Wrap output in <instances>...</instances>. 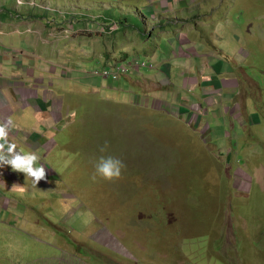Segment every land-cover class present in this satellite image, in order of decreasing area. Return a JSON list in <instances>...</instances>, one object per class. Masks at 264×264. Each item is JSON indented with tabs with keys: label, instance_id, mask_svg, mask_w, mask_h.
Returning <instances> with one entry per match:
<instances>
[{
	"label": "rangeland",
	"instance_id": "1",
	"mask_svg": "<svg viewBox=\"0 0 264 264\" xmlns=\"http://www.w3.org/2000/svg\"><path fill=\"white\" fill-rule=\"evenodd\" d=\"M47 4H30L31 17L19 12L20 17L47 22L50 28L67 17L85 27L92 23L77 17L81 12L71 0ZM201 8L191 31L198 57L192 52L181 67L177 52L187 43L169 44L162 35L135 46L120 62L130 72L118 81L92 75L116 60L107 65L99 55L88 58L80 49L56 60L71 67L69 72H79L63 84L65 73L59 70L55 81L56 90L61 84L72 89L63 96L70 109L57 145L63 147L45 157L51 170L45 168L46 179L36 188L22 173L11 169L7 175L15 174L14 180L1 173L10 203L0 210V264H264V0H209ZM97 28L79 32L105 34ZM4 31L0 46L29 50L25 40L35 35L21 36L8 26ZM201 52L215 59L205 55L203 61ZM125 53L130 52L119 50L114 58ZM138 59L155 62L157 70H135L131 64ZM213 63H220V71L208 77L231 97L220 94L223 104L217 109L226 116L209 106L201 117L207 126L203 133L200 119L188 115V108L193 104L192 111L201 112L212 100L202 97L205 87L188 86L186 79L201 78ZM186 68L190 72L183 76ZM161 70L168 74L157 79ZM217 73L234 87L225 89ZM144 76L171 83L156 89L152 82V91L145 92L136 85ZM157 91L186 117L145 107ZM233 109L230 117L227 111ZM101 156L123 161L119 180L93 179ZM214 236L220 239L218 248L208 249ZM220 255L226 263L219 262Z\"/></svg>",
	"mask_w": 264,
	"mask_h": 264
},
{
	"label": "crops",
	"instance_id": "2",
	"mask_svg": "<svg viewBox=\"0 0 264 264\" xmlns=\"http://www.w3.org/2000/svg\"><path fill=\"white\" fill-rule=\"evenodd\" d=\"M21 1L23 2V0ZM43 1V3H38L37 0H24L23 3H20V0H0V32L2 35L6 34L4 29L7 26L21 36L25 34L35 35L28 36L27 41L25 40V43L29 42V50L16 48V45H13L12 48L0 46V120L11 118L15 127L10 131V140L26 151L35 152L40 157V164L51 170L50 166L45 164L44 159L54 150L63 147L57 146L59 135L68 127L70 114V109L66 108L68 107L67 101L63 96L72 89L67 91L62 86L69 79L77 77L79 73L77 70L69 72L71 67L68 70L62 61L58 65L56 60L60 61L63 55L72 56L71 53H76L80 49L88 58H96L99 55L106 61L107 65H112L111 61L113 60L127 59L131 53H134L132 50L135 51L136 45L146 46L156 35H162L169 38V44L176 45L177 41L182 45L187 43V46H183L177 52L176 59L181 67L184 65L183 59L187 60L191 57L192 52L198 57L197 50L191 47L192 45L194 47L196 43L191 40V31L195 28L192 19L196 18L197 20L198 13L202 11L201 7L209 0H71L73 9L81 12L80 17L77 13L79 19H92L90 21L92 23L86 27L81 26V20L74 19L69 22V17L65 19V23L56 22V26L51 28L47 22L32 21L30 18L20 17L19 12L31 17L33 10L30 4L48 7V0ZM84 5L88 6L87 10ZM64 8L67 7L64 6ZM97 14L101 15L99 19H96ZM129 16L132 17L131 20L125 18ZM124 18L126 24H119L120 26H117V30L113 33H99L100 35H97L89 32V36L80 35L81 27L84 29L98 27L104 30L105 24L109 27L110 24L121 23ZM7 22H9L8 25ZM123 34L126 36L124 41L120 38L121 35L123 37ZM65 41H68L69 46H64V48L63 43ZM86 44L89 50L85 48ZM91 47L95 48V53H92ZM125 49H128L130 53H125L120 58H114V54ZM121 53L123 55V52ZM157 53L159 51L155 55ZM200 55L203 61H205V55H208L207 60L215 59L209 53L201 52ZM69 56L65 59H70ZM40 62L46 65L42 67ZM166 68L171 69L169 64H166ZM220 68V63H213L212 66L207 64L206 72L201 78L186 79L188 86L195 84L205 87L206 90L203 91L202 97H209L212 100L210 103L205 102L206 108L201 112L199 110L192 111L193 104L188 108L191 112L188 115H197L200 119V128L203 129V133L207 131L206 123H203V119L201 121L204 113H208L212 108L217 109L219 105L223 104L220 94L231 97L229 93L219 91L216 87L220 84L217 81L213 82L211 77H208L214 76L215 72L220 71ZM59 70H63L65 76L60 77L63 84L57 86L56 90L54 86L55 81L59 78L57 77ZM185 70L183 76H186L188 71L190 72L187 68ZM212 70L214 72L210 73ZM165 74L168 73L161 70L160 73H157V79L160 76H165ZM217 75L224 78L221 73H217ZM226 79L222 86L225 89L228 85L231 88L234 87L232 81ZM152 82H154L153 85L156 89L171 83L167 79L162 83H156V80L144 76V78L136 81V85L147 92L152 91L148 85ZM227 91L230 90L227 89ZM154 95L156 96L154 102L151 104V100H146L145 107H150L157 112L167 111L170 115L185 114L179 110L177 112L175 109H178L179 106H171L158 91ZM215 113L226 116L218 109L215 110ZM227 113H230L229 116L231 117L234 114V109L231 112L227 111ZM233 117L236 118L234 120H237L236 114ZM193 121H196L194 116ZM57 127H60L61 130H57ZM10 172V166L0 168V175L6 173V175H2L3 179L6 177L14 180L15 174H11L13 177L7 175ZM2 178L0 177V187L4 188L3 185L7 183ZM0 192V210H2L8 207L9 199L1 189ZM1 195L5 196L4 201Z\"/></svg>",
	"mask_w": 264,
	"mask_h": 264
},
{
	"label": "clouds",
	"instance_id": "3",
	"mask_svg": "<svg viewBox=\"0 0 264 264\" xmlns=\"http://www.w3.org/2000/svg\"><path fill=\"white\" fill-rule=\"evenodd\" d=\"M119 24L121 23H114L113 25L110 24L109 27L105 24V29L103 30V32L105 34L113 33L117 30V26H120ZM123 60L124 59H121L117 61L114 66L106 68H125L126 72L123 73L118 80H120L123 76H127L130 72L127 67L120 65V62ZM144 63L152 64L154 67L151 68L143 66ZM131 66L137 71H139V68H149L152 70H156L155 62L141 61V59L136 60L134 63L131 64ZM93 73L92 75L95 76ZM136 101L139 104L138 99ZM14 127L15 123L11 118H8L6 120H0V168L10 166L13 172L24 174L26 181H31L32 186L36 188V185L39 184L40 181L46 179V169L42 164L39 163L40 157L35 152L26 151L20 148L17 143L10 140V131ZM106 149L107 144H105V146L102 147L100 151L104 152L106 151ZM125 167V164L119 158H115L113 156H101L95 164V172L93 175V179L95 180L97 177H99L107 182L117 181L121 178L122 171ZM18 186L19 185H14L12 189ZM0 189L6 195L7 199H9L6 192L3 191L4 188L0 187ZM21 190H23L22 187ZM104 257L109 259V257H107L106 255Z\"/></svg>",
	"mask_w": 264,
	"mask_h": 264
},
{
	"label": "built area",
	"instance_id": "4",
	"mask_svg": "<svg viewBox=\"0 0 264 264\" xmlns=\"http://www.w3.org/2000/svg\"><path fill=\"white\" fill-rule=\"evenodd\" d=\"M143 66L151 67L153 68L154 66L152 64L144 63ZM126 72L125 68L118 67L117 69H105L103 71H95L93 74L95 76H102L103 78L106 79H113V80H118L123 73Z\"/></svg>",
	"mask_w": 264,
	"mask_h": 264
},
{
	"label": "trees",
	"instance_id": "5",
	"mask_svg": "<svg viewBox=\"0 0 264 264\" xmlns=\"http://www.w3.org/2000/svg\"><path fill=\"white\" fill-rule=\"evenodd\" d=\"M126 18H128V17H126ZM129 20H131L130 18H128ZM125 20V19H124ZM121 21V24H123V25H125L126 24V21ZM263 233H264V230H262L261 232H260V234H261V236H263ZM207 236V235H206ZM235 236L237 237V238H240L241 237V235H240V233L238 234V230L235 232ZM240 236V237H239ZM185 239H187V240H191L190 238H185ZM219 244L220 243V239L219 238H217V236H214L213 237V239L212 240H210L209 241V243H208V249H211L212 247H210L211 245L212 246H214V248L213 249H215L216 250V248H218V247H216L215 246V244ZM218 260H219V262H220V260L223 262V263H226L225 262V260H223L222 259V255H220V257L218 258Z\"/></svg>",
	"mask_w": 264,
	"mask_h": 264
}]
</instances>
